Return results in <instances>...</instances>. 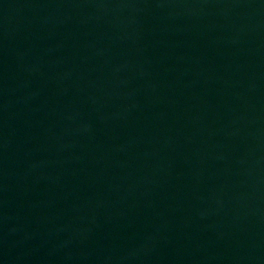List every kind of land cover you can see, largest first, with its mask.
<instances>
[{"label": "water", "instance_id": "obj_1", "mask_svg": "<svg viewBox=\"0 0 264 264\" xmlns=\"http://www.w3.org/2000/svg\"><path fill=\"white\" fill-rule=\"evenodd\" d=\"M0 264H264V0H0Z\"/></svg>", "mask_w": 264, "mask_h": 264}]
</instances>
